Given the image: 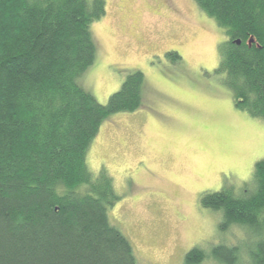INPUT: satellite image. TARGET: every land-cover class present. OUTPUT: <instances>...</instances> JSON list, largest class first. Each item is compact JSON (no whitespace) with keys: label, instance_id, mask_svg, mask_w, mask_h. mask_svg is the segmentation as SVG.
I'll list each match as a JSON object with an SVG mask.
<instances>
[{"label":"trees","instance_id":"trees-1","mask_svg":"<svg viewBox=\"0 0 264 264\" xmlns=\"http://www.w3.org/2000/svg\"><path fill=\"white\" fill-rule=\"evenodd\" d=\"M195 3L230 39L221 55L231 90L264 120V0ZM106 15L104 0H0V264H140L109 216L121 200L113 177L87 163L103 123L144 104L139 71L106 105L79 85L96 61L91 27ZM250 37L259 49L247 48ZM253 177L252 193L224 188L200 203L222 214L221 231L250 230L247 262L264 264V161ZM209 260L242 263L237 248L218 245L210 255L194 247L183 264Z\"/></svg>","mask_w":264,"mask_h":264},{"label":"rangeland","instance_id":"rangeland-1","mask_svg":"<svg viewBox=\"0 0 264 264\" xmlns=\"http://www.w3.org/2000/svg\"><path fill=\"white\" fill-rule=\"evenodd\" d=\"M104 1L107 15L91 27L96 61L79 85L106 105L129 73L145 77L143 106L107 119L88 152L91 172L106 169L121 198L112 224L140 264H183L194 247L210 255L218 245L237 248L249 264L257 237L221 231L222 214L200 203L224 188L254 192L264 161V120L232 111L215 73L224 30L195 0Z\"/></svg>","mask_w":264,"mask_h":264},{"label":"flooded vegetation","instance_id":"flooded-vegetation-1","mask_svg":"<svg viewBox=\"0 0 264 264\" xmlns=\"http://www.w3.org/2000/svg\"><path fill=\"white\" fill-rule=\"evenodd\" d=\"M250 39L246 42V46L248 49H252L253 46H256V48L259 49V45L256 43V40H254L252 43H250ZM220 46H219V51H220V57L221 60L220 62L217 63V68L215 69V73L220 77V82H222L224 85H226L229 89H230V95H231V110L232 111H236V112H242V113H246L249 115L248 110L244 107L246 105V100L244 98H240L237 97L235 95V93H233V91L231 90V86H230V75L229 77L226 75V73L224 72V68L222 66V55H221V47L226 44V43H230V39L227 38L226 34L224 33V37L223 39H221L220 42ZM233 45L235 47H241L242 46V41L241 40H234ZM244 107V108H243Z\"/></svg>","mask_w":264,"mask_h":264},{"label":"water","instance_id":"water-1","mask_svg":"<svg viewBox=\"0 0 264 264\" xmlns=\"http://www.w3.org/2000/svg\"><path fill=\"white\" fill-rule=\"evenodd\" d=\"M254 41V38L253 37H251V39H250V43H252Z\"/></svg>","mask_w":264,"mask_h":264}]
</instances>
